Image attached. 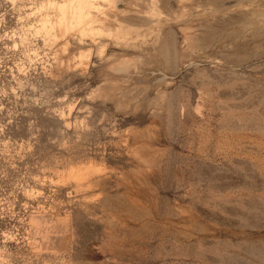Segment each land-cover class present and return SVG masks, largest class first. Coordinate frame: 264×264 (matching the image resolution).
Listing matches in <instances>:
<instances>
[{
  "label": "rangeland",
  "instance_id": "obj_1",
  "mask_svg": "<svg viewBox=\"0 0 264 264\" xmlns=\"http://www.w3.org/2000/svg\"><path fill=\"white\" fill-rule=\"evenodd\" d=\"M62 1L0 0V264H264V0Z\"/></svg>",
  "mask_w": 264,
  "mask_h": 264
},
{
  "label": "bare ground",
  "instance_id": "obj_2",
  "mask_svg": "<svg viewBox=\"0 0 264 264\" xmlns=\"http://www.w3.org/2000/svg\"><path fill=\"white\" fill-rule=\"evenodd\" d=\"M111 1L113 2V0H111ZM102 2H103L102 0H63L62 2H54L52 4H53V6H56L57 9L59 10L60 20L66 27H68L69 29H72L73 27L77 26V27L81 28L82 31L89 32L88 34L90 35L91 34L90 31L95 32L96 30L99 29V27L97 26L98 24H96L94 22L96 20H98V16H97L98 10H96V9L101 8L100 5H102ZM149 8H151L152 10L153 9L157 10V8L155 6H152ZM159 10L160 9H158V11ZM48 17L45 19V25L48 24L49 22H51V19ZM152 19H155V18H152ZM87 22L89 23V25H85ZM100 30L101 29H99V31ZM96 32L94 33V35L96 34V36H97L98 34ZM101 33L102 32H100V34ZM94 35L92 33L91 37L93 39L95 38V37H93Z\"/></svg>",
  "mask_w": 264,
  "mask_h": 264
}]
</instances>
